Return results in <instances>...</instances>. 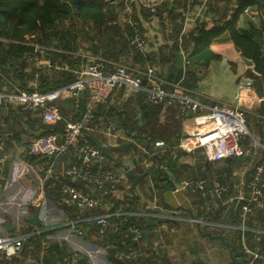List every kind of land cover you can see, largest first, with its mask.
Wrapping results in <instances>:
<instances>
[{"label":"crops","instance_id":"1","mask_svg":"<svg viewBox=\"0 0 264 264\" xmlns=\"http://www.w3.org/2000/svg\"><path fill=\"white\" fill-rule=\"evenodd\" d=\"M239 3L240 0H161L158 6L160 16H153L148 0H110V8L114 11L110 21L113 25L119 23L129 41L123 52L125 55L118 52L119 55L114 59L110 55L114 47L108 41L101 42L103 37H107L100 33L105 31V27L97 29L89 21L79 25L81 28L76 32L78 44L73 51L57 47L56 41L52 45L42 44L37 36H27L23 42L0 38V54L12 44L13 47L19 43L24 46L20 54H13L6 60L4 67H0V93L12 92L13 86L30 88L32 81L37 83L39 90H45L47 84L64 78L67 73L76 79L80 63L87 56H94L103 59L108 67L114 61L122 60H132L131 64L142 65L143 68L150 64L157 67L158 73L169 83L168 89L175 90V84L183 83L202 101H238L248 109L249 134L248 138L242 140L243 147L251 151L247 157L244 155L208 162L201 150H180L179 158L174 165L169 166L165 161L157 164L150 156L153 152L147 153L149 142L129 136L122 125L127 117L126 110L132 106H135L140 125L143 127L147 123L138 104L127 99L129 92L126 88L111 89L107 96L96 102L85 120L86 143L99 146L100 143L120 145L134 141L127 152L110 151L112 158L106 154L105 159L94 167L96 171L113 170L121 177L119 187L103 195L105 202L100 210L124 217H138L137 213H142L144 217L147 216L144 221H156L155 225H146L149 238L135 243L139 254L132 261L136 260L138 264H144L150 256H154L157 264H177L187 260L197 264H232L229 247L220 239L205 236V232L213 235L225 232L231 240L241 236L240 245L234 243L237 250L258 249V257L253 258L252 263L264 264V258L261 257H264V227L260 223V229H256L252 218L251 225L247 223L245 231L242 230L244 226L241 219V224L235 223L238 203L246 202L249 198L248 181L255 166L264 157V79L255 71L254 61L241 55V51L226 34L198 53L195 52L194 42V36L203 25L230 19ZM133 22L141 24L147 38L143 52L134 49L137 55H133L131 47H135L129 39L130 35L131 38L133 36ZM129 24L130 29H126ZM237 25L260 42L264 51V0L246 6L239 15ZM222 60L228 66L211 67L213 62ZM204 78L210 81L212 88L201 91L199 87L205 81ZM248 80L252 81V86L241 87V83ZM207 90L210 92H205ZM91 94L88 91L84 95L81 105L85 102L86 105L83 109L79 106L76 117L86 114ZM57 104L61 111L71 109L66 97L59 99ZM172 105H160L161 111L169 115L168 108ZM96 112L100 113L99 117ZM180 125L182 135L188 125L183 119ZM45 128L46 123L39 113L25 111L19 105L0 98V226L11 235L24 238L22 252L7 259L5 264H113L110 259L112 251L115 257L124 260L126 247L121 243L122 236H101L95 223L86 220L88 215L102 211H79L61 190L63 183H73L86 192L102 193L85 181L68 179L64 175L72 158L81 159L79 147L85 145V141L61 157L52 173H49L50 159L34 157L29 149L32 141L44 134ZM158 141L164 142L165 146L157 148L151 144L155 153L168 147L163 139L154 143ZM177 145L173 147L172 153L179 151ZM111 160L118 166L113 165ZM118 162L134 173H141L139 169L150 171L133 186V179L127 177ZM197 175L204 177L196 179ZM215 181L227 183L230 192L216 195L213 191ZM131 199L135 200L139 211H128ZM200 199L204 201L201 209L198 205ZM18 203H25L26 211H21ZM204 208L206 214L202 211ZM36 212L39 213L37 223L28 222L27 219ZM198 213L200 216H197ZM211 215L215 216L211 218ZM167 218L173 220L168 222ZM197 222L201 224L200 230ZM173 233L176 234L175 238ZM37 237L40 244L33 240ZM151 244L152 250L155 249L158 254L148 252ZM224 255L227 261L223 260Z\"/></svg>","mask_w":264,"mask_h":264},{"label":"built area","instance_id":"2","mask_svg":"<svg viewBox=\"0 0 264 264\" xmlns=\"http://www.w3.org/2000/svg\"><path fill=\"white\" fill-rule=\"evenodd\" d=\"M160 3L161 0H148L151 10H155ZM129 11L132 13L131 8ZM137 24L133 22L132 42L137 51L143 52L146 43ZM30 37L33 38L35 35ZM126 67L128 66L124 64L108 67L103 59L87 56L78 66V77L73 82L46 92L39 90L36 87L37 83L32 82V89L24 90V88L13 86L12 92L0 93V98L19 105L23 110L39 113L44 123H64L62 132H53L37 137L29 148L32 156L50 159L49 173H52L55 163L61 157L70 150L78 148L82 141L86 143L85 120L94 109L96 102L101 99L95 96L96 93L103 89L111 90L119 87L126 88L129 93L145 92L147 100L154 104L164 102L172 104L175 100L178 101L180 115L188 125L178 141L176 146L178 150L185 152L201 150L208 162L250 154L251 151L246 150L242 145V140L249 134L247 126L249 111L238 101L235 103L202 101L195 97L193 91L185 87L183 83L174 85L179 88V92L174 94L166 89L167 81L160 77L154 66H146L141 69L136 65L134 69H131L135 74H130ZM251 86V80L241 83V87ZM88 91L92 93L91 102L87 107L86 114L80 118L76 116L74 118L73 113L65 114L58 107L57 101L63 97L73 100L75 107H78ZM149 144L151 145L150 142ZM154 145L157 148L165 146L162 141L155 142ZM79 148L81 149L82 163L68 167L64 171L65 177L85 181L90 186L97 187L102 193L97 195L86 192L73 183H63L61 190L79 211L89 213L100 209L105 202L103 195L115 191L121 183V177L113 170L96 171L94 169L97 163L106 157V153L99 146L86 143ZM176 156L177 153L174 152V157ZM248 187L251 196L242 206L240 213L242 223L246 222L249 213L264 207V157L255 166ZM214 191L216 195L220 196L228 193L230 189L227 184L216 181ZM17 206L21 211H26L25 203H18ZM137 215H142V213H137ZM119 216L120 218L114 220ZM123 217L122 214L117 216L109 211L88 215L86 220L94 222L98 227L99 234L106 237L109 231L114 233L119 231L124 222ZM121 236V243L127 248L123 257L126 260L138 257L139 252L130 244L139 243L144 236V230L136 224H129ZM23 247L24 238L11 235L0 226V264H5L7 259L19 255ZM251 255L255 259L258 257L256 253L254 255L251 253Z\"/></svg>","mask_w":264,"mask_h":264},{"label":"trees","instance_id":"3","mask_svg":"<svg viewBox=\"0 0 264 264\" xmlns=\"http://www.w3.org/2000/svg\"><path fill=\"white\" fill-rule=\"evenodd\" d=\"M73 1L74 0H0V38L16 42H23L26 41L27 36L30 37L31 35H35V37L37 36V40L42 44L52 45L54 41H56L57 46L60 48L73 51L76 49L78 44V35L76 32L81 28L79 25H83V22L89 21L94 24L97 29L105 27V31L100 33L106 34L105 36L108 38L109 45L113 47L116 46L118 47L117 49L125 51V48L128 46L129 42L128 37L124 36L119 23H115L116 25L111 23L112 14H114V11L112 8H110V0H81L80 4L77 6L72 4ZM256 2H258V0H240L238 8L230 19L220 23L214 22L208 26L203 25L199 29L198 33L194 36L195 52L198 53L207 49L214 41L220 39L224 34H226L227 38L232 40L236 47L240 48L241 55L254 61L255 71L261 78L264 79V51L262 45L260 42L250 36L248 32L240 29L237 25L239 15L243 9L248 5L255 4ZM135 20L137 21L136 18ZM137 26L142 31V26L139 22ZM20 44L21 43L14 44V47L12 44L9 49L2 50V54H0L1 69L6 64V60L8 58H11L15 53L20 54L24 50V46ZM138 55H140V53H138ZM70 63L72 64V62ZM74 80L75 76L67 73L64 75V78L55 79L52 83L47 84V87H44L45 90H40L45 92L50 91L67 83L73 82ZM134 99L136 100L132 101ZM146 99V93L142 91L133 93L131 100L130 97L128 99L131 102L138 104L143 118L145 120L147 119L146 125L143 127L140 125L139 120L136 117L137 112L134 108L135 106H132V108L126 110L127 117L123 121L122 125L127 130L129 136L135 137L140 141L145 140L147 143L150 142L151 144H154V141L158 139L165 140L168 144V147L166 146L164 149H160L159 152L153 154H151L152 149H148L147 147V153L149 152L151 154L149 155L151 158L153 157L154 160L157 161V164H161L162 161H165L169 166L174 165V162H176V159H178L179 155L181 154V151L179 150L177 152V157L174 158V153H172L173 147L178 143L181 137L180 121L182 120V117L180 115L179 108L176 105L170 106L168 108L170 113L166 118L167 121L165 123H161V106L154 105L147 100L151 104L150 105ZM82 100L81 103H83ZM69 101L71 103L70 111L66 109L62 111L65 114L73 113L75 118V110L77 112V109L81 103L78 107H75V102L71 99H69ZM85 105L86 102L80 106L81 109H83ZM96 116L99 117L100 113L96 112ZM63 126L64 123H46V128L43 135L53 132H62ZM247 136L245 138H248ZM109 157L112 158V155L110 154ZM81 163V159L74 157L68 166L70 167L74 164L80 165ZM112 163L113 165L118 166L113 161ZM202 166L204 167V165ZM109 167L112 168L111 166ZM139 172L143 173L145 171L144 169H139ZM203 177V175H197L196 179ZM155 179L158 180L157 177ZM221 182L225 183L223 181ZM134 202V199L130 200L131 208H129L128 211L131 212L138 210L136 206L137 204ZM203 203L204 201L200 199L198 204L199 209L203 207ZM244 203L246 202L242 201L238 203V211L236 212L237 215L235 217L236 224H241L239 214ZM95 211H102L101 213H103V210L100 209ZM202 211L204 214L207 213L205 208L202 209ZM197 216H200V214L198 213ZM214 216L215 215H211V218ZM257 216L259 217L261 225L264 227V209L258 210ZM250 219L247 222L249 225H251ZM114 220H117V218H114ZM129 224H136L141 228H146L144 216H127L124 219L123 224L120 226L119 231L115 233L109 231L106 237L121 235ZM203 230L205 231L206 228H203ZM240 237L241 236H238L231 241L239 246V243H241ZM144 238L145 237L143 236L142 239ZM33 240H35V242L38 244L41 243L39 237L33 238ZM130 246L134 249L136 248L135 243H131ZM152 247L153 245L151 244V248L148 252L158 254V252L156 253L155 249L152 250ZM114 254L115 253L113 251L110 254V259L113 264H138L136 260L132 261L134 259L126 260L123 258L124 260H120L115 257ZM153 258L154 256H152V258L150 256L147 258V260H145L146 262L144 264H157V261H155Z\"/></svg>","mask_w":264,"mask_h":264},{"label":"rangeland","instance_id":"4","mask_svg":"<svg viewBox=\"0 0 264 264\" xmlns=\"http://www.w3.org/2000/svg\"><path fill=\"white\" fill-rule=\"evenodd\" d=\"M160 12V9L158 8V7H156L155 8V10H151V13H152V15L154 16V15H158V13ZM158 16H160V14L158 15ZM130 24L129 25H126V29L127 28H129L130 29ZM133 28V27H132ZM133 31H134V29H133ZM140 34H141V36L143 37V39L145 40V43H146V45H147V38H146V36H145V34H144V32L143 31H141L140 32ZM94 36H96V35H94ZM129 39H131V42H132V40H133V37L131 38V36L129 37ZM108 41V39H107V37H103V39L101 40V42H107ZM132 44H133V42H132ZM86 46H89L88 44L86 45ZM58 47V46H57ZM135 47V46H134ZM118 47H114V48H112L111 50H110V55L112 56V59H114L115 58V56H117V55H119V53L118 52H122V54L121 55H125L123 52H125V51H122V50H119V49H117ZM131 51H132V53H133V55H134V53L136 54V51L134 50V49H136V47L135 48H132L131 47ZM118 53V54H117ZM146 62V61H145ZM131 63H133L132 62V60L131 61H126V60H122V61H114L113 63H112V65H116V64H119V65H122V64H124V65H126V66H128V67H126L127 68V70L129 71V73L130 74H135L131 69H134V65L133 64H131ZM143 65H146V63H144ZM216 65H218V66H221V65H224V66H228V63L226 62V61H218V62H213L212 63V65H211V67L213 68V66H216ZM147 67H149V66H151L150 64L148 65H146ZM145 66V67H146ZM139 68H143L142 67V65H139L138 66ZM155 67V66H154ZM155 69H156V72H157V67H155ZM160 77H161V75H160ZM164 79V78H163ZM205 79V81L200 85V90L202 91V90H205V89H210V88H212V84L211 83H209L210 81L209 80H207L206 78H204ZM165 80V79H164ZM166 81V80H165ZM209 81V82H208ZM222 81V80H221ZM32 82H34V81H32ZM215 83V82H214ZM168 86H169V83L167 82V84H166V89L168 90V91H171L172 93H178L179 92V88L178 87H176L175 88V90H171V89H168ZM20 88H24V87H20ZM31 89H32V87H30ZM27 89H29V88H24V90H27ZM91 89H93V88H91ZM108 89H103V90H101V91H98V92H100V93H96V95L93 93V95H95L97 98L99 97V99L100 98H103L104 96H107V94H108ZM93 92V91H92ZM205 92H210L209 90H207V91H205ZM134 92H130L129 93V95H128V97H127V99H129V97H130V100H131V97H132V94H133ZM209 94V93H208ZM92 95V94H91ZM68 99V98H67ZM63 102H65V101H63ZM89 102H91V100H89ZM154 104V103H153ZM172 104H175L176 106H178V108H179V103H178V101L177 100H175L174 102H172ZM172 104H169V103H167V102H164V104L163 103H159V104H154V105H172ZM96 105V104H95ZM75 116H76V110H75ZM168 117V113H166V112H164V111H162L161 113H160V121H161V123H165L167 120H166V118ZM133 138H135V137H133ZM133 143H134V141H133ZM150 148H153L152 146H150V145H148V149H150ZM153 153H155L154 151H153V149L151 150ZM245 157H247L246 155H245ZM225 170V169H224ZM216 182V181H215ZM249 182V181H248ZM248 185V184H247ZM213 187H214V185H213ZM228 187H229V185H228ZM249 188V187H248ZM250 190V189H249ZM213 191H214V188H213ZM230 192V191H229ZM214 193H215V191H214ZM216 194V193H215ZM226 194H228V193H226ZM223 195H225V194H223ZM221 196V195H220ZM250 196H251V193H249V198H250ZM264 208L262 207V208H260V209H258V210H263ZM257 210V211H258ZM257 211H253V212H251V213H249L248 215H247V219H246V222L245 223H242L243 224V226H244V228L242 229V230H245V227H248V224H247V222H248V220L250 219V218H252L254 221H255V225L256 226H254L256 229H260V220H259V218L257 217ZM144 214V213H143ZM145 215V214H144ZM147 215V214H146ZM140 216H143V215H138V217H140ZM124 219L126 218V216L125 217H123ZM144 218H147V216L146 217H144ZM166 220H168V222L169 221H172L173 219H171V218H167ZM144 229H146V228H142V230H144ZM201 229V228H200ZM170 230H168V234H170ZM220 234V233H219ZM223 235H224V237H225V240H227V241H230V242H232L231 241V239H230V237L228 236V234H226L225 232L223 233ZM239 236V235H238ZM173 237L175 238L176 237V234L174 235V233H173ZM179 239V238H178ZM241 241H242V239H241ZM233 243V242H232ZM244 244H245V242H244ZM226 246V245H225ZM256 251H258V249H252V248H249V249H247L245 252H246V254L248 255V256H251V260H249L248 261V263L247 264H250L251 262H253V256L251 255V253L254 255L255 253H256ZM257 254V253H256ZM223 260L224 261H227V256L226 255H224L223 256Z\"/></svg>","mask_w":264,"mask_h":264},{"label":"water","instance_id":"5","mask_svg":"<svg viewBox=\"0 0 264 264\" xmlns=\"http://www.w3.org/2000/svg\"><path fill=\"white\" fill-rule=\"evenodd\" d=\"M80 1L81 0H74L72 4L77 6L80 4ZM237 49L240 51L239 47H237ZM248 61L250 64H252L251 60H248ZM133 144L134 143L132 141L124 142L120 145H102L100 143L99 147L102 149L103 152L110 154V151L127 152L129 150V148L133 146ZM118 163L126 171L127 177L133 179V186H136L144 177H146L149 174L148 170L143 172V173H134L133 171L128 169V167L126 165H123L121 162H118ZM1 199H2V193L0 190V201H1ZM38 219H39V213L36 212L32 217L28 218L27 220L30 223L36 224ZM145 222H146L147 226H151V225L156 224V221L150 220V219H146ZM200 225H201L200 222H197V227L199 230L201 228ZM8 227H9V225H8ZM203 234L205 236H208V237L213 238V239H220L224 243V245L229 247V259H230L232 264H246V263H248L249 260H251V256H247L245 250H243V249L237 250V246L234 243L225 240L223 233L213 235L211 232H205ZM144 237L149 238V232L147 229H144ZM58 264H61V263H58ZM177 264H197V263L195 261L187 260L185 262L177 263Z\"/></svg>","mask_w":264,"mask_h":264}]
</instances>
